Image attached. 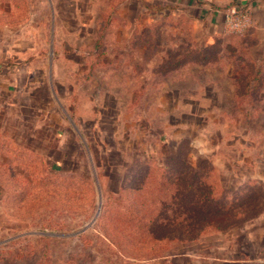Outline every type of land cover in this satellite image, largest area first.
I'll list each match as a JSON object with an SVG mask.
<instances>
[{"label": "rangeland", "instance_id": "rangeland-1", "mask_svg": "<svg viewBox=\"0 0 264 264\" xmlns=\"http://www.w3.org/2000/svg\"><path fill=\"white\" fill-rule=\"evenodd\" d=\"M247 4L0 0V264H264V25L200 12ZM189 182L235 223L163 257L119 239L136 193L199 215Z\"/></svg>", "mask_w": 264, "mask_h": 264}, {"label": "trees", "instance_id": "trees-1", "mask_svg": "<svg viewBox=\"0 0 264 264\" xmlns=\"http://www.w3.org/2000/svg\"><path fill=\"white\" fill-rule=\"evenodd\" d=\"M193 52V50H192ZM194 52L202 54L203 50L194 49ZM253 72H250L249 80H246L245 87L253 80L258 83L260 78L264 77V63L256 64ZM172 179L167 177L162 171L160 180L154 183V190L159 194L163 190L170 188ZM140 186L132 189L137 192L143 182L140 181ZM199 183V182H197ZM186 183L183 187L190 194L193 192L201 196L197 200V206L201 209L200 214L183 212V214L169 219L167 217H158L156 213V203L154 200L142 199L139 192L134 194V207H126V212H123L117 219L113 229L119 235V239L126 240L130 237V241L136 246L143 247L149 251V258L163 257L168 254V251L174 243L184 244L198 240L204 234H207L209 229H223L235 223V217L240 212L233 211L227 205L219 203L218 197L215 194L221 193L223 189L217 188L215 185ZM196 185V186H193ZM138 189V190H137ZM197 192V193H196ZM129 205V206H130ZM179 206H181L179 204ZM190 212V211H189ZM124 237V238H123ZM182 252H175L181 254ZM238 264V262H234Z\"/></svg>", "mask_w": 264, "mask_h": 264}, {"label": "built area", "instance_id": "built-area-1", "mask_svg": "<svg viewBox=\"0 0 264 264\" xmlns=\"http://www.w3.org/2000/svg\"><path fill=\"white\" fill-rule=\"evenodd\" d=\"M225 27L230 31L241 32L252 24V12L245 5H233L224 11Z\"/></svg>", "mask_w": 264, "mask_h": 264}, {"label": "crops", "instance_id": "crops-1", "mask_svg": "<svg viewBox=\"0 0 264 264\" xmlns=\"http://www.w3.org/2000/svg\"><path fill=\"white\" fill-rule=\"evenodd\" d=\"M181 0H176V2H180ZM242 3H247L249 2V4L252 5L253 10H252V24L250 27L252 28H257L258 26H262L264 25V23H262V19H261V12L264 10V0H239ZM187 2H189L190 4H192L194 2V0H187ZM247 4V5H249ZM216 8V9H213ZM208 11V12H207ZM222 10H220V7L218 6H210L207 9H204L202 11H200L201 13L203 12L204 14L209 13V15H214V16H221V23L223 24V19L222 16L224 17L223 12H221ZM249 27V28H250Z\"/></svg>", "mask_w": 264, "mask_h": 264}]
</instances>
